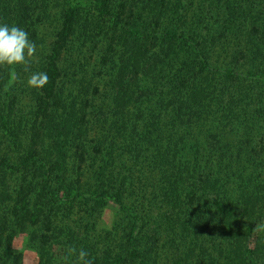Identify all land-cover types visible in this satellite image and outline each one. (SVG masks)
Returning <instances> with one entry per match:
<instances>
[{
	"label": "trees",
	"instance_id": "trees-1",
	"mask_svg": "<svg viewBox=\"0 0 264 264\" xmlns=\"http://www.w3.org/2000/svg\"><path fill=\"white\" fill-rule=\"evenodd\" d=\"M0 24L37 49L0 66V264L20 233L35 264H264V0H0Z\"/></svg>",
	"mask_w": 264,
	"mask_h": 264
},
{
	"label": "clouds",
	"instance_id": "clouds-1",
	"mask_svg": "<svg viewBox=\"0 0 264 264\" xmlns=\"http://www.w3.org/2000/svg\"><path fill=\"white\" fill-rule=\"evenodd\" d=\"M36 45L28 38V33L16 25L0 24V66L16 67L23 65L28 71V65L36 56ZM48 83L45 72H33L27 79L30 88L42 89ZM258 231H264V224L256 225ZM75 248H70L69 253L74 254ZM89 253L80 249L77 264H92L87 259Z\"/></svg>",
	"mask_w": 264,
	"mask_h": 264
},
{
	"label": "rangeland",
	"instance_id": "rangeland-1",
	"mask_svg": "<svg viewBox=\"0 0 264 264\" xmlns=\"http://www.w3.org/2000/svg\"><path fill=\"white\" fill-rule=\"evenodd\" d=\"M48 23H44L43 29H48L49 26ZM110 218L109 209L103 213V221L104 223H108ZM34 239V238H33ZM30 237L28 234L20 233L18 237L15 239V246L16 249L21 253L22 255V264H35V253L33 252V249L29 246V242L31 243ZM28 247V248H27Z\"/></svg>",
	"mask_w": 264,
	"mask_h": 264
}]
</instances>
